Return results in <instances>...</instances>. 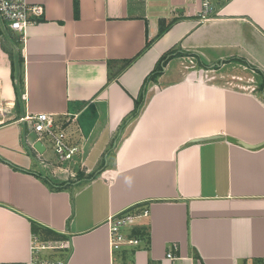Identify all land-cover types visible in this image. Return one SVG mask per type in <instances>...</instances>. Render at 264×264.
Here are the masks:
<instances>
[{"label":"crops","instance_id":"0c3cea01","mask_svg":"<svg viewBox=\"0 0 264 264\" xmlns=\"http://www.w3.org/2000/svg\"><path fill=\"white\" fill-rule=\"evenodd\" d=\"M26 1L24 40L0 30V264L29 261L32 223L67 264H264V0L205 20L198 0ZM39 113L79 146L76 178L36 160ZM142 208L139 245L111 251L107 217Z\"/></svg>","mask_w":264,"mask_h":264},{"label":"built area","instance_id":"2783aa9c","mask_svg":"<svg viewBox=\"0 0 264 264\" xmlns=\"http://www.w3.org/2000/svg\"><path fill=\"white\" fill-rule=\"evenodd\" d=\"M200 2L199 14L201 19L212 12L211 0H198ZM43 15V8L38 5H30L26 0H0V30L4 33L15 34L18 40L23 41L28 27L37 23ZM24 98V97H23ZM27 121L32 122V130L38 135L37 141L45 138L52 144L53 153L57 157L58 167L56 172L53 165L42 159L31 145L37 155L36 160L43 169H49L50 177L74 179L77 174L70 169L62 168L61 164L70 162L80 153L78 145L69 142L67 132L55 122L53 114L39 113L33 116H26ZM71 120L65 121V126ZM53 167V168H52ZM148 210L142 208L137 213L133 209H127L109 215L105 221L108 230V244L111 251L120 250L122 247H136L142 238L135 235L137 226L141 219L147 218ZM65 253H67L66 256ZM69 243L64 237L57 240H42L39 236L33 235L30 246V259L23 264H67ZM58 258H54L55 256ZM167 258H172L171 254Z\"/></svg>","mask_w":264,"mask_h":264},{"label":"trees","instance_id":"16d2710c","mask_svg":"<svg viewBox=\"0 0 264 264\" xmlns=\"http://www.w3.org/2000/svg\"><path fill=\"white\" fill-rule=\"evenodd\" d=\"M76 1L77 0H75V3H74L75 13L77 12V2ZM162 31L163 30L161 28L160 33ZM171 55H172V52L168 53L167 55H165L161 58V60L159 61V63L155 67V70L153 71L152 75L150 76V79L155 80L161 74L162 68L165 66L167 61L170 59ZM237 62H240L242 64H246L244 61H241V60H237ZM137 105H138V103H137ZM32 227H33L32 228L33 229V235L39 236L42 240H57V239L61 238L60 235L53 233L52 231H48V230L42 229L40 227H37V225H35L34 223H32ZM134 234L137 235L140 233L137 230L134 232Z\"/></svg>","mask_w":264,"mask_h":264},{"label":"water","instance_id":"95a60500","mask_svg":"<svg viewBox=\"0 0 264 264\" xmlns=\"http://www.w3.org/2000/svg\"><path fill=\"white\" fill-rule=\"evenodd\" d=\"M220 137L217 136H213V137H207V138H200V139H195L194 142H206V141H211V140H216L219 139ZM237 145L246 148V149H257L259 147H261L262 145L259 146H250V145H246L245 143H242L240 141H234ZM33 149L38 153V154H43L44 152V147L42 146L40 141H36L33 144Z\"/></svg>","mask_w":264,"mask_h":264},{"label":"rangeland","instance_id":"374dc122","mask_svg":"<svg viewBox=\"0 0 264 264\" xmlns=\"http://www.w3.org/2000/svg\"><path fill=\"white\" fill-rule=\"evenodd\" d=\"M50 148H51V147H50ZM50 148L48 149V156L50 157V159L47 158V161H48V162H51L52 164H57V163H58V161H57L58 159H57L56 155L50 151ZM74 159H75V157H74L70 162H68V163H63V164H61V165L64 166V167H67V166H69V165L72 164V162L74 161ZM58 257H59V256L57 255V256H55L54 258H58Z\"/></svg>","mask_w":264,"mask_h":264}]
</instances>
